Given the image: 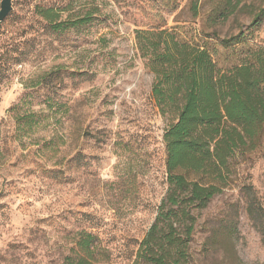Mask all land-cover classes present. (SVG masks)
<instances>
[{
    "label": "rangeland",
    "instance_id": "1",
    "mask_svg": "<svg viewBox=\"0 0 264 264\" xmlns=\"http://www.w3.org/2000/svg\"><path fill=\"white\" fill-rule=\"evenodd\" d=\"M13 0L0 23V264H71L82 233L95 264H134L168 192L172 116L137 32L169 30L229 71L264 49V0ZM39 8L59 13L58 30ZM231 13V14H230ZM89 17L76 25L77 19ZM242 33L243 42L226 44ZM237 180L194 215L192 264H264V138Z\"/></svg>",
    "mask_w": 264,
    "mask_h": 264
},
{
    "label": "trees",
    "instance_id": "2",
    "mask_svg": "<svg viewBox=\"0 0 264 264\" xmlns=\"http://www.w3.org/2000/svg\"><path fill=\"white\" fill-rule=\"evenodd\" d=\"M241 2L222 0L218 14L225 16V10ZM192 11L198 14L199 0H192ZM38 12L58 30L56 10ZM263 17L264 9L252 25ZM241 36L223 42L237 45L243 42ZM137 43L155 75L152 93L157 106L173 121L164 134L168 192L134 264H192L194 212L207 208L237 180L247 156L264 138V49H249L237 66L223 71L208 50L169 30L138 31ZM240 194L248 215L257 219L264 209L254 188L246 184ZM80 235L71 264H95V237Z\"/></svg>",
    "mask_w": 264,
    "mask_h": 264
},
{
    "label": "water",
    "instance_id": "3",
    "mask_svg": "<svg viewBox=\"0 0 264 264\" xmlns=\"http://www.w3.org/2000/svg\"><path fill=\"white\" fill-rule=\"evenodd\" d=\"M13 11V0H0V23L4 22Z\"/></svg>",
    "mask_w": 264,
    "mask_h": 264
}]
</instances>
